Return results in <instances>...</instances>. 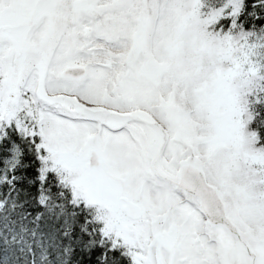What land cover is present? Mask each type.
<instances>
[{"label": "snow or ice", "instance_id": "6c2138e0", "mask_svg": "<svg viewBox=\"0 0 264 264\" xmlns=\"http://www.w3.org/2000/svg\"><path fill=\"white\" fill-rule=\"evenodd\" d=\"M0 264H264V0H0Z\"/></svg>", "mask_w": 264, "mask_h": 264}]
</instances>
